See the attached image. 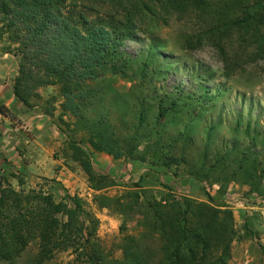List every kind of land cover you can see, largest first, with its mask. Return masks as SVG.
<instances>
[{
	"label": "rangeland",
	"instance_id": "374dc122",
	"mask_svg": "<svg viewBox=\"0 0 264 264\" xmlns=\"http://www.w3.org/2000/svg\"><path fill=\"white\" fill-rule=\"evenodd\" d=\"M143 1L150 11L135 8L133 30L121 45L132 63L123 75H113L108 69L100 71L97 80L87 82L86 90L93 93L82 101L86 104L84 122L74 116L60 85L44 86L36 91L38 95L31 94V107L16 98L13 86L19 76L21 47L9 39L0 15V91L12 93L52 134L47 137L51 143L47 150L38 144L29 148V135L40 139L42 129L30 132L22 121L6 123L0 114V147L5 149L0 152V184L4 179L5 186L10 184L24 193L42 189L53 194L57 202L67 194L78 196L99 222L97 234L106 264L123 259L121 247L127 237L147 247V264H161L163 242L150 228L147 203L162 202L168 195L179 201L191 198L208 203L210 194L216 205H224L234 215L236 237L228 264H264V178L261 191L252 192L244 172L238 169L242 151L247 149L257 158V172L264 167V58L249 55L256 48V30L226 39L227 57L223 59L201 39L209 29L205 17L196 11L166 13L160 0ZM129 4L126 0L122 4L118 0H66L64 12L79 23H84V16L91 23L119 22L121 26ZM165 96L168 102L180 99L181 116L160 124L157 107ZM142 110L146 115L140 124ZM98 120L111 125L120 140L138 130L140 157L115 159L95 152L85 127ZM16 126L22 129L14 130ZM72 142H82L90 154L94 183L73 159ZM155 143L159 150L166 148L165 153L185 155L189 163L167 166L150 162L146 149ZM12 144L19 149L21 161L13 159ZM230 150L233 153L218 164L217 159ZM214 165L212 180L202 182L192 175L198 170L204 176ZM218 178L224 181H215ZM136 194L141 195L139 204L135 203ZM102 202L107 207H102ZM36 252L37 245H32L15 262L0 264H36ZM74 258L62 253L45 264H69Z\"/></svg>",
	"mask_w": 264,
	"mask_h": 264
},
{
	"label": "trees",
	"instance_id": "16d2710c",
	"mask_svg": "<svg viewBox=\"0 0 264 264\" xmlns=\"http://www.w3.org/2000/svg\"><path fill=\"white\" fill-rule=\"evenodd\" d=\"M65 1L0 0V15L8 28L9 39L21 47L19 76L13 86L16 98L24 106L31 107V94L38 95L36 91L44 86L60 85L62 93L69 98L74 116L84 122L82 112L86 104L82 101L93 93L86 90L87 82L97 80L100 71L108 69L113 75H123L132 63L121 50L133 30L131 15L137 13L135 8L144 11L150 8L143 0H126L130 7H125L129 10L121 26L119 22L91 23L84 16H81L84 23H79L73 15L64 12ZM118 1L123 3V0ZM160 5L166 13L182 15L196 11L200 17H205L209 29L201 39L208 41L223 59L227 57L226 39L255 29L256 48L249 55L264 58V0H160ZM180 107L178 98L171 102L167 96L161 98L157 107L158 123L180 119ZM0 114L20 121L5 105H0ZM145 115L142 110L140 124L144 123ZM85 129L89 133L88 143L95 152H105L115 159L139 158L142 154L138 130L130 138L120 140L105 120L89 123ZM81 143H71L73 159L81 165L92 184L96 175L90 154ZM165 151L162 146L159 150L157 143L148 144L146 154L148 160L157 165L189 163L185 155L178 157ZM232 153L228 151L217 163H222ZM253 156V150L242 151L238 169L244 172L251 191L258 193L264 167L257 172V158ZM215 168L216 165L205 170L204 176L198 170L192 175L202 182L212 180ZM207 195L208 203L191 198L179 201L171 195L162 200L165 205L157 200L147 203L152 216L150 228L163 242L161 264H228L236 237L234 215L232 210L216 205L214 198ZM135 198V203L139 204L141 195L136 194ZM102 199L107 201L108 198ZM101 205L107 207L108 204L102 202ZM98 223L76 195L67 194L64 200L57 202L53 194L42 189L24 193L10 184L5 186L4 179L0 184V262L13 263L32 245H37L36 264L50 262L62 253L75 256L69 264H106L107 256L97 234ZM144 248L147 247H142L135 238H125L121 247L123 259L118 264H147L150 256Z\"/></svg>",
	"mask_w": 264,
	"mask_h": 264
},
{
	"label": "crops",
	"instance_id": "0c3cea01",
	"mask_svg": "<svg viewBox=\"0 0 264 264\" xmlns=\"http://www.w3.org/2000/svg\"><path fill=\"white\" fill-rule=\"evenodd\" d=\"M0 105H5L8 108L11 109V111L13 113H15L19 120L22 121V124L27 126L28 131H36L37 129H42V132H40L39 137L40 139H33L30 135L28 138V141L26 142L27 147H32L34 145H40V148H42L43 150H47V148H49V146L51 145V143L49 141H47V137L52 136L51 133H49V129L47 128V126H45V122H43L41 125L39 124L40 122L38 120L35 119L34 115L29 113L28 110L23 107V105L21 103H19L16 98L14 97V95L12 93L8 94L7 92H1L0 91ZM2 117V116H0ZM4 121H11L13 122L11 119L7 118L4 116ZM42 121V120H41ZM10 122V123H11ZM21 124V127L23 126ZM11 125V124H10ZM14 127V126H12ZM18 129H22L16 126V128L14 130H18ZM13 130V131H14ZM1 134V132H0ZM52 142V141H51ZM17 144V143H16ZM13 149L15 151V153H13L12 157L13 159H15L17 157L16 161H21L22 160V155L19 152V149L12 144V147L10 148V150ZM5 149L4 147H0V152H4ZM5 157L7 158V155L5 154ZM60 176L58 177V179H60Z\"/></svg>",
	"mask_w": 264,
	"mask_h": 264
}]
</instances>
